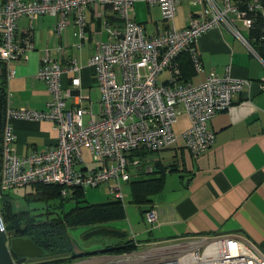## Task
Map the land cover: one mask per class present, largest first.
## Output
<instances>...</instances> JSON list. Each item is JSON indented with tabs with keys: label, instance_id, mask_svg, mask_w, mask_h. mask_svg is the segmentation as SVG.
Wrapping results in <instances>:
<instances>
[{
	"label": "built area",
	"instance_id": "obj_1",
	"mask_svg": "<svg viewBox=\"0 0 264 264\" xmlns=\"http://www.w3.org/2000/svg\"><path fill=\"white\" fill-rule=\"evenodd\" d=\"M185 2L202 10L190 18L187 26L178 29V8ZM137 3L160 9L163 27L156 34H148L136 21ZM92 6L110 11L114 21L103 22L109 39L100 42L87 62L94 70L101 95L100 117L95 116L92 106H67L68 93L62 78L68 72H79V62L66 69L46 50L37 78L47 85L52 100L44 112L8 106L0 153V200L14 189H35L39 185L62 188L64 199L73 198L72 190L86 194L110 186L113 197L122 200L123 183L131 180V168L142 165L143 155L170 150L179 138L193 155L210 151L215 142L211 120L230 108L234 96L249 85L248 80L233 79L230 69L224 76H210L198 85L186 82L181 75L180 57L188 54L196 72H200L203 65L198 57L199 39L221 27H229L240 36L230 16H237L250 29L248 15L261 10L260 0H3L0 63L7 68L8 80L16 77V66L27 61L28 52L36 47L34 35L20 31L23 18L55 17L59 34L77 27L74 36L82 40L77 45L81 53L88 48L86 11ZM166 73L164 81L162 75ZM72 85L79 87L80 79L74 78ZM182 107L191 127L179 137L173 127ZM85 116L90 117L88 122ZM13 119L53 122L57 144L19 156L14 147ZM85 149L97 164L92 170L84 167ZM146 171L153 174L154 166H147ZM146 219L154 229L158 212L150 210ZM133 242L138 250L120 255L115 264H264V252L246 236H192L143 246L135 238ZM163 243L169 244L171 250L151 253Z\"/></svg>",
	"mask_w": 264,
	"mask_h": 264
},
{
	"label": "crops",
	"instance_id": "obj_2",
	"mask_svg": "<svg viewBox=\"0 0 264 264\" xmlns=\"http://www.w3.org/2000/svg\"><path fill=\"white\" fill-rule=\"evenodd\" d=\"M155 9L158 8H149ZM201 10V7H195L190 2L180 5L176 27L182 29L187 26L190 18ZM230 17L235 21L234 28L240 36L229 27H221L203 35L198 42L203 68L200 72L193 71L187 80L198 85L210 76L222 77L230 69L233 79L248 80L249 85L234 96L230 108L211 120L210 129L215 133V142L210 151L193 155L179 138L176 147L161 153L145 154L142 156V165L130 169L132 178L123 183V187L132 180L150 178L158 168V173L165 176L164 188L152 197V204L145 207L120 201L125 207L124 218L111 224L120 225L116 229L126 231L129 235L112 243L105 241L97 250L122 245L134 238L144 245L152 241L192 236L237 235L246 236L264 252V59L251 46V30L237 16ZM135 18L146 30L145 23L138 21L137 9ZM70 19L74 22L73 16ZM21 21H24L23 26H20ZM21 21L20 31L33 26L36 47L28 52L27 61L16 66V77L8 81V106L11 109L25 108L37 112L48 110L52 96L46 84L37 76L46 50H50L52 58L62 67L71 68L77 61L80 65L79 72H68L62 78L63 88L68 93L67 106L79 105L85 109L92 106L95 116L100 117L101 95L94 70L87 62L95 55L100 42L109 39L103 22H114L111 12L96 6L87 10L85 32L88 48L81 53L77 45L82 40L74 36L77 27L72 26L59 34L55 17L47 15ZM162 26L156 24V30L146 32L156 34ZM77 77L80 86L74 87L72 80ZM180 110L181 114L173 127L179 137L191 127L186 110L183 107ZM89 120L90 117L85 116V121ZM11 126L15 135L14 147L21 157L57 144L58 132L51 121L13 119ZM87 154L91 156L85 149L84 157ZM85 162L84 167L91 170L97 166L86 157ZM149 165L155 168L153 174L146 171ZM152 209L158 212L154 229L146 219ZM106 256L93 258L86 263L77 261L75 264L111 263L113 255Z\"/></svg>",
	"mask_w": 264,
	"mask_h": 264
},
{
	"label": "trees",
	"instance_id": "obj_3",
	"mask_svg": "<svg viewBox=\"0 0 264 264\" xmlns=\"http://www.w3.org/2000/svg\"><path fill=\"white\" fill-rule=\"evenodd\" d=\"M260 3L262 6L261 10L259 12L249 13L248 19L252 21V26L250 28L251 46L264 59V0H260ZM198 57L201 60L199 51ZM180 69L182 79L189 82L187 79L190 78L193 71L196 72V70L188 54H184L180 57ZM164 79V81L167 80L166 78ZM7 107L8 80L6 68L0 64V153L1 142L6 125ZM154 174L159 176H155ZM154 174L148 179L132 180L130 182L132 191L131 203L133 205H136L137 207L148 206L149 204H152V197L159 194L163 190L165 176L158 173V168H156ZM35 189L37 192L43 193L44 199L50 200L60 197L63 203H66L65 200L67 199L62 197V188L60 187L39 185L36 186ZM71 192L73 198L68 199L67 202H75V207L69 211H65L64 204L61 209L63 216H55L53 219L47 218L42 221H39L36 216H32L24 206L19 205V202L8 196L7 193L1 197L0 210L8 234L12 238H17L18 235L25 236L26 239L30 238L36 243V245L40 246L47 252L46 257L36 261L16 258L17 264H69L73 260L81 259V257L79 258L76 256L70 258L69 256L70 251H72L70 248L71 236L69 234L71 229L94 225L92 230L89 231L91 232L99 227L97 225L119 221L124 218L125 207L120 200H117L114 197H111L112 199L104 204H89L84 192L81 190H72ZM14 204H18L20 206L19 210L13 209ZM47 215L51 217L53 214ZM23 225L26 226L25 230L22 229ZM137 250L138 248L134 245V242L128 241L122 244L121 247L114 249L108 247L104 252H99L98 254H94L92 256H119L121 254L131 253Z\"/></svg>",
	"mask_w": 264,
	"mask_h": 264
},
{
	"label": "rangeland",
	"instance_id": "obj_4",
	"mask_svg": "<svg viewBox=\"0 0 264 264\" xmlns=\"http://www.w3.org/2000/svg\"><path fill=\"white\" fill-rule=\"evenodd\" d=\"M0 2H1V0H0ZM136 9H137L138 21L141 23H145L146 31L149 32V31L156 30V24H158L160 27L163 25V16H162L160 10H158V9L149 10L148 6L144 3H137ZM23 24H24V21H21L20 26H23ZM167 75L168 74H165L164 76H162V79L167 78L168 77ZM1 146H2V142H1ZM85 157L88 159V161L90 159V163H92V161H93L92 156L88 157V154H87V155H85ZM131 192H132L131 191V184L124 185V187H123V199L122 200L126 204H130V202H131ZM7 195L10 196L11 198L15 199L16 201H18L19 205L24 206L27 209V211H29V213L32 216H36L39 221L46 220L47 218L53 219V217H55V216L60 217V215H62L61 209L63 208L64 204H65V211L71 210L76 205L75 202H72V201L67 202L68 199L65 200L66 203H63V201L60 197H57L55 199H50V200L44 199L43 193H39L36 191V189H33L31 187L14 189L12 191H9L7 193ZM111 197H113V195L111 194L109 187H100V188L95 189V190H89L87 195H86V199H87V202L89 204H98L99 202L100 203H103V202L106 203L107 201L112 199ZM19 205L14 204L13 209L19 210V208H20ZM47 214H53V215L51 217H49ZM111 223L101 224V225H97V226L108 227V228L120 227V225H118V224L116 225V224H111ZM126 225L127 224L125 222V226ZM93 226L71 229L69 231L71 239L76 241L77 245L83 244V246L85 248H87L89 250H93V251L102 247L104 245L105 241H109L112 243L113 241L116 240V238H107V237H103V236H101V237L100 236L88 237L89 236L88 233L90 230H92ZM22 227L25 228L26 226L23 225ZM101 241H103L102 244H101ZM76 244H75V247H73V248H74V252L78 253L80 249L78 250L79 247ZM114 244H117V243H114ZM144 245H148V244L144 243ZM117 247H121V244L111 246V248H113V249L117 248ZM149 247H151V246H148V248ZM125 254H129V253H125ZM103 256H105V255H103ZM115 257H117V256H115ZM83 262L86 263L88 261H83ZM83 262H81V263H83ZM79 263L80 262H78L76 264H79Z\"/></svg>",
	"mask_w": 264,
	"mask_h": 264
},
{
	"label": "water",
	"instance_id": "obj_5",
	"mask_svg": "<svg viewBox=\"0 0 264 264\" xmlns=\"http://www.w3.org/2000/svg\"><path fill=\"white\" fill-rule=\"evenodd\" d=\"M22 229L25 228L22 227ZM88 235V237L100 235L107 238L122 239L128 237L129 233L116 228L99 227ZM73 247H75V244ZM77 255H83V253L78 252ZM46 256L47 252L36 245L32 239L11 238L6 230L0 210V264H17L16 258L39 260Z\"/></svg>",
	"mask_w": 264,
	"mask_h": 264
},
{
	"label": "bare ground",
	"instance_id": "obj_6",
	"mask_svg": "<svg viewBox=\"0 0 264 264\" xmlns=\"http://www.w3.org/2000/svg\"><path fill=\"white\" fill-rule=\"evenodd\" d=\"M2 3H3V0H1V3H0V7H1V5H2ZM87 12V11H86ZM26 18H28V19H30V20H34V19H37V18H33V19H31V18H29V17H26ZM24 19V18H23ZM27 31L29 32L28 34L29 35H34L33 34V26L32 25H30V27H29V29H27ZM44 58V57H43ZM43 60V59H42ZM0 64H2L5 68H6V66L3 64V63H0ZM6 75H7V68H6ZM7 80H8V78H7ZM9 81V80H8ZM47 86V85H46ZM75 87V86H74ZM8 108V107H7ZM94 162V161H93ZM95 163V162H94ZM96 164V163H95ZM120 201H123V200H120ZM98 229V228H97ZM96 230V229H95ZM94 231V230H93ZM92 231V232H93ZM90 233V232H89ZM88 233V234H89ZM97 236H100V235H97ZM101 237V236H100ZM111 241V240H110ZM136 246V245H135ZM140 246H143V244H141L140 243ZM137 247V246H136ZM168 247H170V245L169 244H167V243H163V244H160L158 247H157V250H155V251H153V252H151V253H160V252H165V251H169V250H171V249H169ZM137 248H139V247H137ZM79 249V248H78ZM105 251V249L104 250H99L98 252H91V253H86V252H83L82 250L80 251L79 250V252H82L83 253V255H77V257H83L82 259V261H88V260H92L93 258H95V256H92V255H94V254H98L99 252L100 253H102V252H104ZM174 253V252H173ZM96 256H99V255H96ZM100 256H103V255H100ZM106 256V255H105ZM120 256V255H119ZM119 256H117V257H119ZM113 258L111 259V263L110 264H115V261H116V259H117V257H115V255H113L112 256ZM37 259H34V260H28V261H36Z\"/></svg>",
	"mask_w": 264,
	"mask_h": 264
},
{
	"label": "flooded vegetation",
	"instance_id": "obj_7",
	"mask_svg": "<svg viewBox=\"0 0 264 264\" xmlns=\"http://www.w3.org/2000/svg\"><path fill=\"white\" fill-rule=\"evenodd\" d=\"M25 229H26V227H25ZM25 229H23V230H25ZM17 238H23V239H26L25 238V236H17ZM101 242H103V241H101ZM74 243L76 244V241H74V240H72L71 239V249H72V251H70V253H69V256H70V258H73V257H76L75 255H76V252H74V248H73V246H74ZM78 247H79V249L80 250H82L83 252H86V253H91V252H98L97 250H89V249H87V248H85L84 246H83V244L82 245H80V244H78ZM78 249V250H79ZM100 249V248H99ZM97 257H100V255L99 256H95V258H97ZM83 259L81 258V259H76V260H73L71 263H69V264H74L75 262H77V261H82Z\"/></svg>",
	"mask_w": 264,
	"mask_h": 264
}]
</instances>
